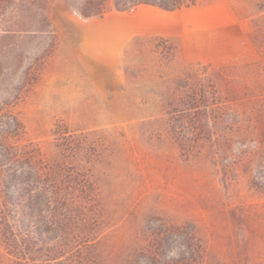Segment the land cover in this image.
<instances>
[{
    "label": "rangeland",
    "instance_id": "1",
    "mask_svg": "<svg viewBox=\"0 0 264 264\" xmlns=\"http://www.w3.org/2000/svg\"><path fill=\"white\" fill-rule=\"evenodd\" d=\"M121 6L110 27L53 2L59 46L11 108L22 128L7 142L72 166L86 184L82 216L50 234L52 255L264 264V0H199L173 12L141 5L135 17L137 5ZM149 19L143 31L126 27ZM203 88L216 96L207 114L171 120ZM64 138L70 150L59 148ZM153 250L159 261L144 254ZM0 264H19L1 222Z\"/></svg>",
    "mask_w": 264,
    "mask_h": 264
},
{
    "label": "trees",
    "instance_id": "2",
    "mask_svg": "<svg viewBox=\"0 0 264 264\" xmlns=\"http://www.w3.org/2000/svg\"><path fill=\"white\" fill-rule=\"evenodd\" d=\"M56 1L67 5L84 22L98 20L109 11L120 12L122 4L176 11L199 3V0H0V174L3 183L0 222L6 249L19 264L40 261L72 264L67 254L52 255L55 247L50 234L61 229L66 233L69 223L82 216L78 202L86 191V184L72 166H52L39 158L35 150L21 149L7 142L9 135L17 134L22 128L11 108L38 79L59 46V34L50 18L51 5ZM201 93L191 96L189 101L180 100V107L170 112L171 120H191L201 113L207 114L216 96L209 89L203 88ZM173 132L178 134L177 130ZM59 148L70 150L68 139L61 140ZM59 241L57 238L55 244ZM144 254L154 261L161 258L158 250Z\"/></svg>",
    "mask_w": 264,
    "mask_h": 264
},
{
    "label": "crops",
    "instance_id": "3",
    "mask_svg": "<svg viewBox=\"0 0 264 264\" xmlns=\"http://www.w3.org/2000/svg\"><path fill=\"white\" fill-rule=\"evenodd\" d=\"M63 4V3H62ZM65 5V4H64ZM52 6V5H51ZM66 7H67V9H68V11L70 12V13H73L72 11H71V9L67 6V5H65ZM143 8H140V7H138V9H132V11H134L135 13H134V15L133 16H131V17H135V16H139V15H141L142 13H143ZM167 12H173V11H167ZM115 12L114 11H109V12H107L106 14H105V16L104 17H102V18H100V19H98V20H95V21H91V22H84L83 21V23H86V24H89V25H108V26H110V27H112V26H115V23L116 22H112V20L114 19V18H116V19H118V16H115V15H113ZM72 15H75V14H72ZM76 16V15H75ZM77 17V16H76ZM81 20V19H80ZM82 21V20H81ZM150 22V19H149V21L148 22H146V23H144L143 25H139V26H135V27H130L129 25H128V22H127V25H126V27L131 31V32H138V31H143L144 29H145V27H146V25L148 24ZM56 27V26H55ZM57 28V31H58V34H59V28H58V26L56 27ZM182 31V29H179L178 30V32H181ZM183 32V31H182ZM181 32V33H182Z\"/></svg>",
    "mask_w": 264,
    "mask_h": 264
}]
</instances>
